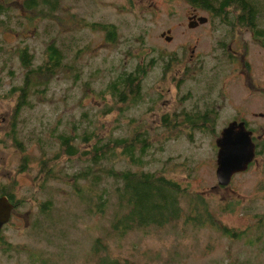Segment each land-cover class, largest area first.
<instances>
[{"label": "rangeland", "instance_id": "obj_1", "mask_svg": "<svg viewBox=\"0 0 264 264\" xmlns=\"http://www.w3.org/2000/svg\"><path fill=\"white\" fill-rule=\"evenodd\" d=\"M61 7L62 11H57L59 15L54 17L55 23L70 33V53H78L75 63L80 65L81 76L73 81L66 78L72 67H59L50 86L43 92L45 97L33 107L24 108L18 116L21 134L25 135L20 136L25 139L22 146L0 140V184H12L14 197L22 202L15 205L10 219L1 228L0 263L94 264L90 250L95 239L100 238L97 254L104 243L106 251L102 255L127 257L134 264H264V216L259 215L264 212V45L252 37L248 28L234 31L232 37L228 32L236 58L234 62L224 63L223 69L227 73L220 74L216 80L217 90L204 97L207 101L209 98L217 101L215 110L218 114L216 111L210 114L216 132L200 133L194 129L190 139L183 132L184 124L171 117L172 136L160 148L154 132L160 116L162 113L168 116L167 112L190 104V99L183 94L186 89L202 84L203 80L196 78L183 84V79H191L192 73L197 74L199 65L209 69L215 63L213 57H201L212 50L217 53L216 41L222 34H227L221 27L213 31L212 23L206 21H197L190 27L188 14L191 9L185 0H63ZM69 10L75 13L77 20L85 23L80 22L83 28L75 29L79 25L73 26V17L60 20L63 12ZM25 12L21 10L22 15ZM196 12L206 14L203 10ZM101 20L121 24L115 43L107 42L103 28L97 26ZM44 28L45 23L36 26L26 21L25 33L0 30V40L3 39L10 50L16 44L29 43L35 55L34 62H42L44 39L53 33L43 35ZM144 29V36L137 35ZM166 35L171 39H165ZM170 54H176L180 60L173 58L167 67L164 59ZM0 55L8 56V52L0 49ZM130 58L145 61L144 68L149 73L146 93L142 94L145 97L134 109L137 112L132 114L149 127L153 142L150 157L156 159L151 167L165 168L157 173L179 180L186 186V192L202 198L208 209L204 212L199 208L197 213L200 217L206 213L203 219L115 231L111 227L112 210H118L119 206L111 177L104 181L110 201L106 210L100 213L86 209L74 194L71 179L43 178L45 172L39 173L40 157H54L55 152L60 151L59 142L52 135L53 127L69 129L73 121L79 127L81 122H87L80 118L84 111L90 123H97L102 135L110 132L114 123L128 120L129 111L118 114L116 106L119 107V103L115 106L109 93L102 101L92 88L100 91L115 72L129 69ZM151 61L156 63L149 66ZM11 64L17 73L9 75L7 67H3L4 71L0 69V92L11 78L18 77L20 68L23 69L18 58ZM150 94L160 97L149 104ZM13 104L14 95L0 97V132L6 128ZM103 108L112 111L103 115ZM236 116L248 121L261 152L245 170L234 173L228 184L219 185L215 174V138ZM124 132L114 130L116 134ZM36 135L50 142L42 140L41 143ZM53 161L49 164L54 163L52 169L59 175H64V171L74 172L81 166L78 161L66 160L62 155ZM115 166L122 167L123 163L117 162ZM41 180L47 182L42 189ZM47 197L52 198V212L66 218L58 222L52 220V223L47 221L51 213L44 214L40 206L41 200ZM69 214L82 215L71 222ZM2 240L11 245L10 250H6Z\"/></svg>", "mask_w": 264, "mask_h": 264}, {"label": "trees", "instance_id": "obj_2", "mask_svg": "<svg viewBox=\"0 0 264 264\" xmlns=\"http://www.w3.org/2000/svg\"><path fill=\"white\" fill-rule=\"evenodd\" d=\"M185 1L188 6L193 7L196 11L203 10L206 12L203 15L211 21L213 31L221 27L227 35L222 34V37L216 41L214 48L215 50L217 49V53L212 50L201 57L202 59L213 57L215 63L209 69H204L202 65H199L197 74L192 73L191 79H183V84L187 80L196 78L203 80L202 84L195 88L186 89L183 94L185 98L190 99V104H183L167 112L168 116L165 113L160 116L159 124L154 128L160 148L172 136L173 125L170 121L171 117L180 120L181 124H184L183 132L190 139H192L191 131L194 129L199 130L200 133L210 132L209 134H211L216 132L213 127V121L207 123V120L211 118V111H216L218 114L217 109L215 110L217 101L216 99L207 101L204 97L217 90L216 80L220 74L227 73L223 69L224 63L231 62L232 58L229 52V30H233V27L237 28V26L247 27L253 34V38L259 44L264 45V0ZM62 3L63 0H0V30H15L18 34L25 33L23 26L26 21H29L35 23L36 26L45 23L43 35L53 31L51 35L44 39L42 48L44 59L38 63L34 62L35 55L30 49L29 43L16 44L10 50L6 48L5 43H3L4 40H0V49L8 52V56L0 55L2 61L0 69L7 67L9 75L16 74L17 70L11 64L14 58H18L19 65L23 68L22 70L20 68L18 77L15 79L11 78L7 87L0 92V97H11L14 95L11 116L4 131L0 132V140L3 142L8 140L13 145L22 146V141L25 139L21 137H25V135L22 136L21 134L22 127L19 126L18 116L24 108L33 107L36 102L45 97L43 92L50 86V82L56 75L54 72L59 67H63V69L66 66L72 67V71L66 73V78H71L73 81H76L81 76L80 65L75 63L78 53L74 51L70 53V46L72 45L70 33L65 31L60 24L55 23L56 19L54 17L59 15L57 11H62ZM21 10L26 11L25 15L21 14ZM63 14V16H60V20H67L69 17H73L75 19V22L72 23L73 26L79 25L75 29L83 28L80 22L85 23L77 20L75 13L69 10L66 13L63 12ZM117 24L114 21L105 20L97 22V26L105 31L108 41L113 43L116 42L118 31L121 27V24ZM145 31L146 29L140 31L137 35L144 36ZM232 33L233 31H231ZM68 38L69 43L67 44ZM125 42L127 45L131 44L129 39H126ZM84 46L83 49L85 48ZM136 56L134 55V57ZM176 56V54H170L166 57L164 59L165 66L168 67L171 60L176 58ZM66 58L69 59L65 61ZM130 60H132L131 67L127 70L123 69L118 74L115 72L114 77H111L106 86L100 91H97V88H92L102 101L109 93L110 98L115 101V106L119 103V107L116 106L118 114L124 110L129 111L128 120L124 123H114L110 132L102 135L97 129V123H90L86 112L82 111L80 118H85L87 122H81L79 127L75 121L71 123L69 129L56 130L53 127L54 132L52 135L59 142L60 151L55 152V159L51 156L40 157L39 173L45 172L43 178L61 179L67 177L71 179L73 192L85 204L86 209L100 213L106 210L110 201L109 189H107L104 181H107L106 178L111 177L113 179V188L117 191L119 206L118 210H112L111 227L115 231L121 232L127 228L164 226L167 223L177 224L179 221L184 223L187 220L197 221L203 219L206 217V213H203L202 217L197 213L199 208L207 212L208 207L202 202V198H199L197 194L186 192V186L178 180L167 177L164 173H157L159 170H166L165 168L151 167V163H154L156 159L150 157V148L153 142L149 127L145 125L142 119L132 114V112H137L134 109L138 104L142 103V99L145 97L142 95L146 93L142 80L148 77L149 73L144 68L145 61L138 62L133 58H130ZM153 63L156 62L151 61L149 66ZM226 67V69H229L230 66L226 65ZM137 81L141 85L140 88ZM0 84L2 85L1 80ZM118 89L120 92H117ZM122 89L125 91L121 92ZM159 97L160 95L150 94L149 104L157 101ZM111 111L112 109L108 108L102 109L103 115ZM139 111H142L140 107ZM119 129L125 132L114 133V130ZM36 139L41 143L42 140L50 142L38 135H36ZM260 148L259 145L255 147V155L261 152ZM60 155L66 160L78 161L81 166L75 168L74 172L64 171V175H59L52 169L54 163L50 165L49 161L54 160L53 162H56ZM105 161L110 164L107 165ZM117 162L123 163V166L116 167L115 163ZM41 182L42 189L47 182L44 183L42 180ZM262 186L264 187V182H262ZM12 189V184H0V194H6L15 207V205L22 202L14 197ZM51 200V197L43 198L40 203L41 211L44 214L49 215L51 213L47 217V221L56 220L58 222L66 218L63 214L56 215L52 212L54 210L53 201ZM81 215L69 214V220L72 222L73 218H78ZM259 215L261 217L264 216V212ZM34 225H37V223L35 222ZM48 225L51 226L50 223ZM1 237L0 234V246ZM98 240L100 238L95 239L90 250L94 264H134L133 260L127 257L116 256L109 258V255H102L106 251V244L104 243L102 251L97 254ZM2 241L6 243V250H10L11 245L4 240Z\"/></svg>", "mask_w": 264, "mask_h": 264}, {"label": "water", "instance_id": "obj_3", "mask_svg": "<svg viewBox=\"0 0 264 264\" xmlns=\"http://www.w3.org/2000/svg\"><path fill=\"white\" fill-rule=\"evenodd\" d=\"M193 20L189 19L188 25L192 27L193 22H205L207 17L199 15ZM189 18V17H188ZM169 32V30H167ZM164 32L161 33L163 35ZM170 40L171 36L166 35ZM217 145L215 174L219 185L228 184L234 173L245 170L255 157V141L245 120L232 119L228 121L215 138ZM13 203L6 194H0V230L11 215Z\"/></svg>", "mask_w": 264, "mask_h": 264}, {"label": "flooded vegetation", "instance_id": "obj_4", "mask_svg": "<svg viewBox=\"0 0 264 264\" xmlns=\"http://www.w3.org/2000/svg\"><path fill=\"white\" fill-rule=\"evenodd\" d=\"M190 13L188 14V19H193L194 17H193V15H195V18L199 15L197 12H196V10L193 8V7H190ZM206 22H211L210 20H209V18H207V20H206ZM195 23H197V20L193 23V24H195ZM194 27V26H193ZM242 28H247V27H240V26H237V28H234L233 27V30H229L230 31V33H231V31H233V33H234V31H236V33H237V31L238 30H240V29H242ZM166 30H169L170 31V29L168 28V29H166ZM250 31V30H249ZM105 32V31H104ZM233 33L231 34V37L233 36ZM250 33H251V31H250ZM252 34V33H251ZM105 36H106V33H105ZM252 37H254L253 36V34H252ZM108 42H111V41H108ZM233 45H232V42H230V48H229V52H230V54H231V56H232V58H231V61L232 62H234V60H235V58H236V52L231 48ZM176 60H180V58L179 57H177L176 56V58H175ZM121 71H117V74L118 73H120ZM137 83H138V85H139V88L141 87V85L139 84V82L137 81ZM136 83V84H137ZM149 83V79L147 78V77H145V78H143V80H142V84L143 85H146V84H148ZM129 90V89H128ZM123 91H125L124 89H122V91L121 92H123ZM117 92H120V90L118 89L117 90ZM131 94V93H130ZM211 94V93H210ZM209 96V95H208ZM209 100H211L210 98H209ZM162 116V115H161ZM232 119H236V120H245V122H246V124H247V126H248V121L245 119V118H241V117H233ZM231 119V120H232ZM211 121H213L212 120V117L210 118V120H207V123H211ZM230 121V120H229ZM7 123H8V121H7ZM213 123V122H212ZM252 136H253V134H252ZM254 137V136H253ZM254 139V138H253ZM179 181V180H178ZM180 182V181H179ZM182 184V183H181ZM14 205V204H13ZM13 208H14V206H13ZM13 208H12V210H13ZM11 214H12V211H11ZM10 217H11V215H10ZM217 218V217H216ZM10 219V218H9ZM8 222V221H7ZM1 231V230H0ZM0 234H1V232H0Z\"/></svg>", "mask_w": 264, "mask_h": 264}]
</instances>
